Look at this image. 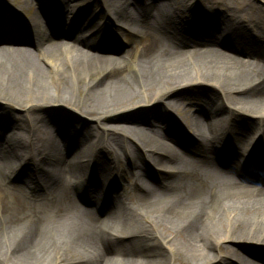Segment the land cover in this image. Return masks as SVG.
<instances>
[{
    "label": "bare ground",
    "instance_id": "obj_1",
    "mask_svg": "<svg viewBox=\"0 0 264 264\" xmlns=\"http://www.w3.org/2000/svg\"><path fill=\"white\" fill-rule=\"evenodd\" d=\"M77 1L37 0L26 19L36 50L1 44L23 21L0 11V189L11 199H0V264L264 260V8L106 0L94 29L93 12ZM50 23L71 42L54 40ZM80 28L103 44L75 35ZM113 30L141 41L117 54ZM187 94L207 102L180 117L174 103ZM179 123L192 136L181 138ZM99 181L106 191L90 189ZM78 198L95 200L98 215Z\"/></svg>",
    "mask_w": 264,
    "mask_h": 264
},
{
    "label": "rangeland",
    "instance_id": "obj_2",
    "mask_svg": "<svg viewBox=\"0 0 264 264\" xmlns=\"http://www.w3.org/2000/svg\"><path fill=\"white\" fill-rule=\"evenodd\" d=\"M6 1H7L6 7L1 9L0 11L2 13L6 14V15H7V13H9L8 9H11L12 11H15L17 13L18 18L23 21V23L21 22V27H23V28L21 29V31H18L14 35H9L10 38L4 40L3 42H1V44H3V45L20 46V47H25V48H30L32 50H36L34 48V46H33L35 36H34V33L32 32V28H31L32 26L30 27V25L29 26L27 25V22H26L27 20L26 19L28 17H30L32 15L33 11L36 9L37 0H30V3H29L30 5H26L24 3V0H6ZM105 1L106 0H78L76 2L82 8H86L88 10V12L89 11L91 13L93 12L92 19H93L94 22L91 25H92V27L94 29L97 28V24L102 22L104 20L105 16L108 14L107 13L108 10L106 9V5H105V7L103 5V2L105 4ZM164 1H166V0H164ZM194 1H199L202 4H207L208 3L207 2L208 0H189V1L181 0L180 1V5H186L187 4V6H189V4H191V3L193 4ZM213 1L215 2L216 5L218 4V8L219 9H225L226 5L227 6H233L234 3H235V0H225V1H223V3H221V2L218 3L217 0H211L212 3H213ZM252 1L255 4H257L258 6L264 8V0H252ZM199 2H195L194 6H195L196 10L202 11L203 8H202V6H201V4ZM107 3H108V0H107ZM54 11L56 12V9H54ZM47 12L51 15V13H52L51 7L48 10L46 9V16L48 15ZM185 13H186L187 16H190L189 10L185 11ZM225 14H227V16H232V14H233L235 17H236V15H239V13L229 12L228 10H227V13L225 12ZM65 18H67V17L65 16ZM43 19H44V17L39 15L38 18H37V25L43 26L44 25ZM203 19L204 20L200 24L202 27L206 26L205 21L207 20V17L204 16ZM69 25L61 24V28L66 29L67 26H69ZM196 27H197V24H195V26L192 27V28H196ZM0 28H1V26H0ZM50 28L51 29L53 28L54 30L53 29L51 30ZM59 28L60 27L57 24H53L52 25V23H50L47 31L52 33V35H53L52 37H53L54 40H63L65 42H71L72 37L70 38V36H65L64 38H62V37H59L56 33H54V32H58L57 29H59ZM70 30H72V29H70ZM74 34L79 36V37H88V38H90L89 41L93 42L94 44H98V45L103 44V42L101 40V35L100 34H94L92 36V38H91V37L88 36L89 32L87 31V28L77 29V30L74 31ZM122 34H123L122 32H118L116 30H113V31H111V37L108 40L109 41L108 44L113 46L116 49V53L117 54H122L130 46V41H132V40H134L136 42L141 41L139 35H136L134 33L130 34V33H126L125 32V34H123V35ZM66 35H68V34H66ZM60 50H68V49L65 48V49H60ZM98 50H101V49H98ZM49 94H51V95L55 94L54 91L52 90V88H50ZM183 97H184L183 99H178L174 103L175 107H177V111H178L177 113H178V115L180 117H182L184 115H187L189 117L192 113H194V111L196 109V106L194 105V101L195 100H199V102L202 103L203 105H206L205 102H207L206 98L199 99V97L195 96L194 94H187L186 96H183ZM14 114H16L17 116L24 117V109L18 108V109L15 110ZM153 121H154L153 123L159 129L160 133H162L164 135L165 134V130H167L168 127L161 120H158V119L154 120L153 119ZM87 123H89L88 125L94 124L93 121L90 122L89 120H87ZM111 124L112 123H108V126H110ZM221 124L223 125V124H225V122H222ZM80 125L81 126L84 125V122L82 124H80ZM179 127H180L179 133L181 132L180 133L181 134V136H180L181 138L185 139L186 138V134L187 135L188 134L191 135V132L189 131V129L186 128L184 125L181 124V126H180V123H179ZM182 134H184V135H182ZM165 136H167V135H165ZM56 138L58 140H60L59 136H57ZM170 142L172 144L175 143L173 141H170ZM245 142H246V147L248 145H250V143L247 144V141H245ZM245 142H244V144H245ZM235 157L237 158L238 155L237 156H233V161L237 162V159ZM9 159H10V161L13 164H18L20 162V161H18V159L14 158L13 156L9 157ZM86 159L87 158H84V161ZM122 160L124 161V165H125L127 163V160L125 161L124 157H122ZM149 166H150V164H149ZM150 167H152V166H150ZM126 179L128 181H130V178H128V177H126ZM126 179H123V181H122V183H123L122 185H123L125 190L129 188ZM89 185H90V189H94V190H103V189L106 190L108 188V185L106 186L105 182H102V181H99L98 183H89ZM78 186L79 185L77 184V186L75 185L73 187V192L74 193H76V191L78 190ZM23 188H24V190L26 191L27 194L29 193V195L38 193L40 191V190L38 191L37 189H32V188H30L31 190H29L25 186ZM9 193L10 192H9L8 187H6L5 189H0V199L3 198L6 202H10L11 199L8 196ZM83 207L86 208L85 212H88L89 214L95 213V214L98 215V212L96 213L97 203H96L95 200L92 199V200L85 201L84 204H83ZM103 215L106 216L105 214H103ZM101 217H102V214H101ZM122 239H124V238L122 237ZM224 244L225 245H229L227 242H225ZM247 246H250V248H254V247H257L258 245L251 244V243H246V242L242 243V247L243 248L247 247ZM254 260L258 264H264V260H262V259H254ZM58 264H65V261H63L61 263H58ZM109 264H117V263L110 262ZM169 264H177V262L171 260V262ZM241 264H246V262H243Z\"/></svg>",
    "mask_w": 264,
    "mask_h": 264
}]
</instances>
